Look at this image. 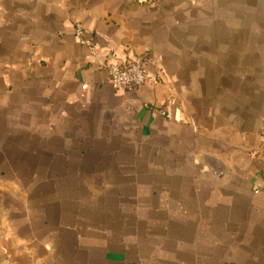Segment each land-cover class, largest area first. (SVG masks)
<instances>
[{"label":"crops","instance_id":"crops-1","mask_svg":"<svg viewBox=\"0 0 264 264\" xmlns=\"http://www.w3.org/2000/svg\"><path fill=\"white\" fill-rule=\"evenodd\" d=\"M157 1L0 0V264H264V0Z\"/></svg>","mask_w":264,"mask_h":264},{"label":"built area","instance_id":"built-area-1","mask_svg":"<svg viewBox=\"0 0 264 264\" xmlns=\"http://www.w3.org/2000/svg\"><path fill=\"white\" fill-rule=\"evenodd\" d=\"M149 1L153 4L158 3L157 0ZM75 31L77 37L90 50L92 63L101 65L106 69L109 76V82L113 88L117 90L133 91L146 84L148 80L146 66L152 64L154 60L146 58L142 62H131L126 65H107L103 61H100V55L97 48L85 37L84 28L77 24Z\"/></svg>","mask_w":264,"mask_h":264},{"label":"rangeland","instance_id":"rangeland-1","mask_svg":"<svg viewBox=\"0 0 264 264\" xmlns=\"http://www.w3.org/2000/svg\"><path fill=\"white\" fill-rule=\"evenodd\" d=\"M224 1H226V0H224ZM229 10V9H228Z\"/></svg>","mask_w":264,"mask_h":264}]
</instances>
